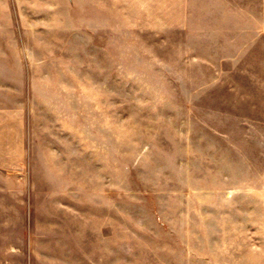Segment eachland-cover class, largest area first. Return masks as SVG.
I'll return each instance as SVG.
<instances>
[{
	"label": "rangeland",
	"instance_id": "374dc122",
	"mask_svg": "<svg viewBox=\"0 0 264 264\" xmlns=\"http://www.w3.org/2000/svg\"><path fill=\"white\" fill-rule=\"evenodd\" d=\"M16 37L41 126L72 136L51 176L115 199L136 263L185 243L264 264V0H0V71L22 69Z\"/></svg>",
	"mask_w": 264,
	"mask_h": 264
},
{
	"label": "crops",
	"instance_id": "0c3cea01",
	"mask_svg": "<svg viewBox=\"0 0 264 264\" xmlns=\"http://www.w3.org/2000/svg\"><path fill=\"white\" fill-rule=\"evenodd\" d=\"M14 44L21 71H0V264H234L232 259H217L216 254L215 257L204 255L206 258L193 254V259L186 257V252L195 250L185 243L146 244L145 260L136 263L132 248L122 245L116 233L120 213L115 199L106 203L104 196H73L71 181L51 176L58 169L52 163L60 149L58 144L62 140L65 147L72 146V136L58 135L50 121L48 128L41 126L42 122L35 115V107L41 105V101L30 94L31 73L25 71L24 65L26 57H32V53L26 54L24 40L21 42L20 37L15 38ZM45 97L51 106L54 96L51 98L50 93ZM71 152L64 154L71 157ZM34 156L42 161L40 171L48 173V178L27 179L35 166ZM69 166L66 159L63 169L67 171ZM42 187L47 190H34ZM26 188L30 189L31 201L45 199L39 200L36 210H26ZM57 188H64L60 193L65 199L62 204L57 202L60 196ZM213 248L219 250L216 245ZM159 251L168 254L161 258ZM204 251L210 252L211 248Z\"/></svg>",
	"mask_w": 264,
	"mask_h": 264
}]
</instances>
